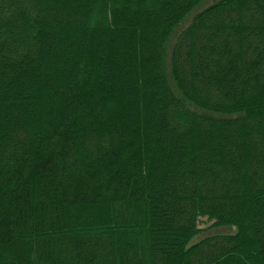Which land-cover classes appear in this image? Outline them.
Here are the masks:
<instances>
[{
  "label": "trees",
  "instance_id": "obj_1",
  "mask_svg": "<svg viewBox=\"0 0 264 264\" xmlns=\"http://www.w3.org/2000/svg\"><path fill=\"white\" fill-rule=\"evenodd\" d=\"M207 1L0 0V264H264V0L168 54Z\"/></svg>",
  "mask_w": 264,
  "mask_h": 264
},
{
  "label": "rangeland",
  "instance_id": "obj_2",
  "mask_svg": "<svg viewBox=\"0 0 264 264\" xmlns=\"http://www.w3.org/2000/svg\"><path fill=\"white\" fill-rule=\"evenodd\" d=\"M214 3L213 0H208L207 2H205L204 4H202L200 7H198L192 14H190L185 20L184 22L181 24V26L176 30V32L174 33V37L171 40V43L169 45V50H168V54L172 49L173 44L175 43V39L177 38V36L180 35V33H182L183 30H185L192 22V19L199 13H201L203 10H205L206 8H208L210 5H212ZM200 225L199 228L201 230H203V234L202 236L197 238V241L209 237V236H214V235H225V234H234L235 232V228H220V229H215L212 228L213 223L208 221L206 218L201 219L200 220Z\"/></svg>",
  "mask_w": 264,
  "mask_h": 264
}]
</instances>
